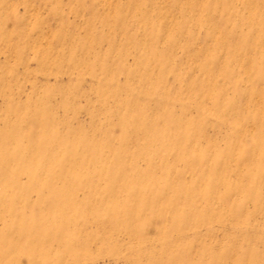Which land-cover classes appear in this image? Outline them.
Masks as SVG:
<instances>
[{"label": "rangeland", "instance_id": "rangeland-1", "mask_svg": "<svg viewBox=\"0 0 264 264\" xmlns=\"http://www.w3.org/2000/svg\"><path fill=\"white\" fill-rule=\"evenodd\" d=\"M0 264H264V0H0Z\"/></svg>", "mask_w": 264, "mask_h": 264}]
</instances>
